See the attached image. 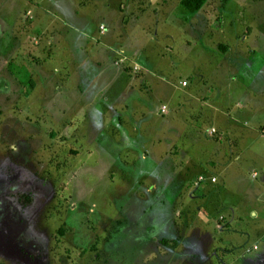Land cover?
Masks as SVG:
<instances>
[{"label":"rangeland","instance_id":"1","mask_svg":"<svg viewBox=\"0 0 264 264\" xmlns=\"http://www.w3.org/2000/svg\"><path fill=\"white\" fill-rule=\"evenodd\" d=\"M34 1L32 34L47 39L0 61V264H264V221L223 222L204 182L194 185L211 167L202 159L224 152L222 124L207 118L244 104L236 85L263 103L264 0H207L195 12L177 0ZM99 21L146 78L135 63L96 87L89 57L81 72L94 73V91L80 93L73 65ZM111 60L102 73L121 70ZM248 137H235L245 170L251 151L264 159V136L245 147ZM228 225L237 242L225 249L215 235Z\"/></svg>","mask_w":264,"mask_h":264},{"label":"crops","instance_id":"2","mask_svg":"<svg viewBox=\"0 0 264 264\" xmlns=\"http://www.w3.org/2000/svg\"><path fill=\"white\" fill-rule=\"evenodd\" d=\"M14 2L20 3L21 6L14 9ZM32 2L35 1L0 0V61L3 65L6 63L10 64V62H12L14 59V55H21L22 53H24L23 51H26V55L30 57L27 53L30 52V48L32 47L29 46H33L36 43L38 44V42H42V44H44L43 41L47 39L45 36H41L38 37V41L36 42V34H32V31L35 29V27L41 28L42 25V22L39 21L40 14L38 12H35V14L32 15L33 9L30 8ZM36 5H38V2H35L34 6ZM26 11H28L27 14H30L31 11V15L33 17L32 20L24 18V13ZM34 21L37 22L35 23ZM100 24L104 25L103 33L99 32L98 27ZM81 27L82 29L86 30L84 28V25H82ZM106 31H110V33L105 35ZM95 34L96 39L93 36H87V33L86 36L95 44L91 45V47H86L87 44L83 46L85 47V49L84 53L81 54V56H83L84 59L79 60L76 65H73L74 69H79L80 72L83 71L81 69L85 68V65L87 64V58L92 57L91 60L94 61V65L98 67H94L91 69V72H96L98 74V82L96 87H98L100 83L102 84L106 81L113 82L114 78L112 79V77L118 78L122 70H125L124 73L125 75L127 74L126 76H128L129 71L123 69V66H126L130 62L129 58H127V60L125 59V63L120 66L121 70L115 71L114 69H108L107 71H104V73H102L103 69H101L100 67L101 61H105L107 56L110 58V60L113 59V47H121L124 51L125 49L122 45H119V42L117 44H113L114 41L111 38V28L106 25V23H101L99 21L96 26ZM51 38L52 35L50 34L49 40H51ZM97 40L99 42H97ZM24 41L27 43H25ZM106 53L107 56H105ZM138 63L142 66H140L141 69L138 71V76H145L144 72L146 68L144 62L138 61ZM81 73V77H83V81L85 82L83 88H85L87 91L79 92H90L91 94L94 90H91V88L87 86H90V80L95 75L94 73H92L90 77H88L85 71ZM108 75L111 76V79H107ZM96 87H94V89ZM235 91L236 97H238V99H242L244 104H241V102L237 101L235 103V108L227 106L224 109L226 113H216L219 114V116L223 117L213 120L212 114V118H207L208 121H206L207 127L214 125L216 122L222 124H217L215 126V136L217 137V140L224 139L225 142L223 143L221 148H217L219 150H224L223 153H220V155L212 153L216 155H208L201 161V166H203L204 164L211 166L207 171L208 173H206L208 175H204V180L201 181L204 182L205 186H203L204 188L202 190L207 193V196L205 195L203 198L207 199L208 197L213 196V207H216L217 211L224 216L223 222H227V220H229L230 218L237 221L241 219L244 213H246L244 215H247L248 219H250L251 222L259 224L260 222L264 221V185H260L259 183L264 180V161L262 162V160L264 159H260L256 156L258 154V151H251V156L247 157L248 161L250 162L249 170H245L241 167V165L239 167V163L242 162L241 151L239 150V147H236L237 143L235 137L236 135H249L248 138L252 137V140L245 144V147H247L249 143H251V141H255L256 138L264 136L261 133V129H264V119H259L264 117L256 116L255 119H257V123H255L256 120L253 118L257 106H261V108L264 109V98L262 99L263 103H260L258 97L254 96L255 92L253 93L252 90L249 91L248 88L243 84L239 85V87L238 85H236ZM260 91H262L261 93H264V88H261ZM216 108L218 107L216 106ZM248 123H251V126H248ZM240 126L242 128H239ZM228 139H230L231 141H229ZM247 171V177L249 175L252 181L244 182L241 186L237 185L236 183L238 179H242V174ZM253 172L255 173L254 176H252ZM197 175L199 174H196V176ZM210 177H214V181H210ZM232 179L234 181H232ZM228 226L229 228H227L228 230L225 231L224 234L217 233L215 235L220 246L225 247V249L227 247H230L231 245V247H233V245H235V243L237 242L232 235V232L235 230L232 229V226ZM261 228H264V226ZM257 234L259 235V232L256 233V237H258ZM253 248H255V246Z\"/></svg>","mask_w":264,"mask_h":264},{"label":"trees","instance_id":"3","mask_svg":"<svg viewBox=\"0 0 264 264\" xmlns=\"http://www.w3.org/2000/svg\"><path fill=\"white\" fill-rule=\"evenodd\" d=\"M177 3H178V5L184 10V11H186V12H195V11H198V10H200V8L205 4V3H207V0H177ZM104 26V25H103ZM103 33V32H102ZM219 48L221 49V50H224V46L223 45H219ZM119 51H122V54L125 56V59L127 60V58H129L127 55H126V53L124 52V50H123V48H121V47H113V50H112V54H113V59H112V63L114 64V65H120V66H122L123 64H124V61H126L125 59H124V61L123 62H121V63H114V61L119 57V54H117V52H119ZM133 63H134V61H132L131 59H130V62L128 63V65H126V66H123V69H126L127 71H129V74H130V72H133L134 70H133ZM139 67L141 66L139 63H136ZM142 67V66H141ZM144 67V66H143ZM141 68H139L136 72H138L139 70H140ZM143 69V68H142ZM125 71V70H124ZM62 138V142L63 141H65L66 139H65V136H63V137H61ZM62 144V143H61ZM68 150V153H66V154H69V155H72V156H74V153H75V149H73V148H68L67 149ZM29 196H30V194H25L24 195V198L26 199V200H28L29 199ZM161 241L162 242H165V239H161Z\"/></svg>","mask_w":264,"mask_h":264},{"label":"built area","instance_id":"4","mask_svg":"<svg viewBox=\"0 0 264 264\" xmlns=\"http://www.w3.org/2000/svg\"><path fill=\"white\" fill-rule=\"evenodd\" d=\"M27 13H28V11H26V14ZM103 28H104L103 25L100 24L99 27H98L100 33H102L104 31ZM117 54H119V57L114 61V63H121V62H123L124 59H125V56L122 54V51L117 52ZM134 65H135V63H133V67L132 68H136V66H134ZM137 68H139V67H137ZM181 84L184 85L185 83L184 82H181ZM164 108H165V106L162 104L160 106V110L163 111ZM213 131H214L213 128H210L209 129V132H213ZM261 133L264 135V129H261ZM254 175H255V173L253 172L252 173V176H254ZM203 180H204V176L197 175L196 178H195V181H194V185L197 186ZM210 180L213 181L214 180V177H210Z\"/></svg>","mask_w":264,"mask_h":264}]
</instances>
